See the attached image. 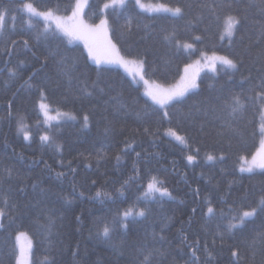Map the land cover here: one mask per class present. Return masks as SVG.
Instances as JSON below:
<instances>
[{
	"label": "trees",
	"instance_id": "16d2710c",
	"mask_svg": "<svg viewBox=\"0 0 264 264\" xmlns=\"http://www.w3.org/2000/svg\"><path fill=\"white\" fill-rule=\"evenodd\" d=\"M74 1L0 0V264H16L19 231L30 264H264V170L240 169L261 136L264 0H147L176 16L128 0L106 12L111 41L146 79L174 83L203 52L234 61L163 107L21 8L67 14ZM106 1L89 0L90 24ZM40 102L76 120L46 124ZM151 182L169 195L147 194Z\"/></svg>",
	"mask_w": 264,
	"mask_h": 264
},
{
	"label": "rangeland",
	"instance_id": "374dc122",
	"mask_svg": "<svg viewBox=\"0 0 264 264\" xmlns=\"http://www.w3.org/2000/svg\"><path fill=\"white\" fill-rule=\"evenodd\" d=\"M127 1L128 0H107L104 2L101 8L102 17L97 24H90L84 17V12L89 0H75L71 11L67 14H59L54 10L40 11L30 3H24L21 8L23 12L29 16L44 21L47 28L54 29L62 35L68 43L81 44L94 63L99 64L101 63L99 61L104 59L110 64L120 68L130 77L133 83L141 87L143 95L159 107H163L172 101L181 99L189 92L194 91L198 86V78L202 73H215L216 68L220 65L234 68V61L227 56L214 52H203L183 67L180 77L174 83L161 84L154 80L146 79L143 74L142 60L123 56L109 36L106 12L113 8H121ZM132 1L140 11L146 14L159 13L176 16L181 13V8L178 6L147 0ZM234 25L235 19L233 16L225 18L223 38L229 40L232 37ZM180 46L184 51L193 50L194 47L193 43L190 42H182ZM39 107L43 122L46 124L61 120H76L74 114L70 112L53 111L45 102H40ZM259 130L261 136L258 148L250 157L242 158L241 161L240 169L245 173L264 170V107H262L260 112ZM164 134L174 141L184 144L183 137L175 131L168 129ZM216 158L217 157L214 155L209 154L205 157V160L213 161ZM186 160L191 162L194 160V157L188 156ZM154 184L155 183L151 182L147 194L151 191L162 196L169 195L165 190H158ZM131 214V212L125 213V215ZM140 214L141 212L136 213V215ZM253 214L254 210L243 211L239 221L235 225H240L244 219L251 217ZM1 216L2 214L0 212V220ZM15 244L17 248L16 264H30L32 252V240L30 236L24 231L17 232L15 235Z\"/></svg>",
	"mask_w": 264,
	"mask_h": 264
}]
</instances>
